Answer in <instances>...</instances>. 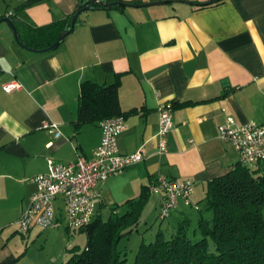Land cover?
I'll use <instances>...</instances> for the list:
<instances>
[{"label": "crops", "instance_id": "0c3cea01", "mask_svg": "<svg viewBox=\"0 0 264 264\" xmlns=\"http://www.w3.org/2000/svg\"><path fill=\"white\" fill-rule=\"evenodd\" d=\"M23 1L0 0V264H24L28 242L39 241L43 249L53 232L60 233V243L66 238L61 199L55 203L56 228L34 227L22 235L15 222L36 192L32 179L47 171L48 158L71 164L79 154L91 158L99 145V122L75 126L83 81L118 80L126 124L117 136L118 150L143 155L97 186L94 219L125 212V201L163 175L194 183L191 205L178 198L164 232L169 235L184 219L194 223L204 185L239 162L237 151L219 139L218 125L232 117L264 126V0L205 6L200 4L212 0H119L134 6L88 9L59 46L45 51L20 44L29 48L32 29L55 23L60 30L83 0H45L15 11ZM159 2L164 3L136 7ZM9 12L20 44L1 21ZM11 81L21 88L6 93L2 86ZM165 102L173 105V126L159 155L157 108ZM49 122L58 125V138L42 127ZM162 199L149 193L142 213L156 218ZM50 263L63 258L59 254Z\"/></svg>", "mask_w": 264, "mask_h": 264}, {"label": "trees", "instance_id": "16d2710c", "mask_svg": "<svg viewBox=\"0 0 264 264\" xmlns=\"http://www.w3.org/2000/svg\"><path fill=\"white\" fill-rule=\"evenodd\" d=\"M44 1L25 0L15 11ZM117 1L104 0L105 3ZM217 1L220 0L200 6ZM80 7L81 4L75 10ZM70 20L60 30L55 23L30 30L31 41L26 45L34 50L49 47ZM18 40L23 42L19 37ZM118 84V80L110 85L83 81L79 86L75 126L93 125L117 115L124 117L118 102ZM204 186L196 221L191 224L189 219H184L169 235L158 231L153 241L140 242L134 264H264V163L250 168L238 162L232 170ZM148 194L146 187L138 198L125 201L129 205L125 212L111 211L106 219L93 218L79 229L85 234L84 247L68 248L73 252L61 264H126L119 244L137 229Z\"/></svg>", "mask_w": 264, "mask_h": 264}, {"label": "built area", "instance_id": "2783aa9c", "mask_svg": "<svg viewBox=\"0 0 264 264\" xmlns=\"http://www.w3.org/2000/svg\"><path fill=\"white\" fill-rule=\"evenodd\" d=\"M9 12L6 16H10ZM6 93L21 88L17 81L4 84ZM170 102L159 105L158 131L156 149L159 155L166 152V136L173 126ZM125 119L121 115L105 118L99 122L101 129L100 142L91 158L77 155L74 163L62 164L48 158L47 171L34 177L36 192L30 197L28 205L15 222L18 232L24 235L30 229L56 228V200L61 199L64 205L66 227L78 230L88 225L95 215L96 199L99 196L97 186L109 176L121 173L124 169L139 163L143 159L141 151L132 154H121L117 146V136L126 130ZM56 123H45L42 127L55 138L60 136ZM220 140L227 142L238 153L239 163L254 168L264 163V126L253 121L238 123L227 117L217 127ZM191 180L175 182L159 175L148 187L150 194H161L163 199L157 213L162 222L176 207L181 198L185 205H191L190 196L194 190ZM67 244V248H71Z\"/></svg>", "mask_w": 264, "mask_h": 264}, {"label": "rangeland", "instance_id": "374dc122", "mask_svg": "<svg viewBox=\"0 0 264 264\" xmlns=\"http://www.w3.org/2000/svg\"><path fill=\"white\" fill-rule=\"evenodd\" d=\"M187 211L191 212L192 214L197 213L193 211V208L191 209L187 207ZM153 213L154 212L149 213V211H144L142 213L141 220L138 226H136L137 229L133 231L132 235L129 238L123 239L120 242L119 248L123 250L125 254L124 257L126 259V264H134V253H136L140 242L143 241L145 243H148L149 241H153L158 231H165L164 225L168 221L167 218L162 220L161 222L157 217L155 218V215ZM53 233L54 234L48 237L46 244L43 245V249H41V244L39 241L33 244H30V242H28L29 244L26 251L27 253L24 257V264H51L50 262L55 261L56 256H58L59 254L62 256L64 262L73 252L68 251V249L66 248L67 244L70 243L71 245H73V250L82 249L85 245V234L78 230H69L66 233V238L62 243H60L61 241L59 239L60 233ZM164 233L166 234V232Z\"/></svg>", "mask_w": 264, "mask_h": 264}, {"label": "water", "instance_id": "95a60500", "mask_svg": "<svg viewBox=\"0 0 264 264\" xmlns=\"http://www.w3.org/2000/svg\"><path fill=\"white\" fill-rule=\"evenodd\" d=\"M164 2H159V3H150V4H140V5H136V7H146V6H151V5H156V4H163ZM99 5H103L104 8H111V7H114V6H121V7H128V6H134L130 3H126V2H123V1H117V2H111V3H105L104 0H83L82 3H81V7L78 8L77 10H75V13L73 14L71 20L69 21L70 24L68 27L64 28L61 33L58 35L57 39L47 48L41 50V51H45V50H50L52 48H55L57 46H59L66 38L67 36H69V34H71V32L73 31L74 27L76 26L77 24V19L79 17L80 14L88 11L89 10H96L97 6ZM1 21L7 23V25H9L12 33H13V36L15 41L17 43L20 44L19 40H18V33L15 29V26L13 23V20L8 17V16H5L1 19ZM21 46H23L24 48H26L27 50H31V51H37V50H33L32 48H28L22 44H20Z\"/></svg>", "mask_w": 264, "mask_h": 264}]
</instances>
